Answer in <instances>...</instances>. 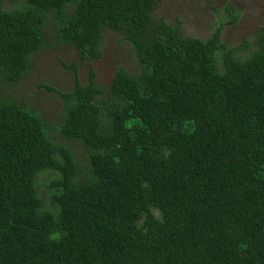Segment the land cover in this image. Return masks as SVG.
<instances>
[{"label":"trees","instance_id":"16d2710c","mask_svg":"<svg viewBox=\"0 0 264 264\" xmlns=\"http://www.w3.org/2000/svg\"><path fill=\"white\" fill-rule=\"evenodd\" d=\"M160 2L0 0V92L31 74L50 26L82 61L118 31L139 64L108 87L66 65L60 132L83 144L88 182L39 112L0 95V264H264V25L243 58L222 25L203 40L155 19Z\"/></svg>","mask_w":264,"mask_h":264},{"label":"rangeland","instance_id":"374dc122","mask_svg":"<svg viewBox=\"0 0 264 264\" xmlns=\"http://www.w3.org/2000/svg\"><path fill=\"white\" fill-rule=\"evenodd\" d=\"M6 7L25 5V0H4ZM155 19L164 18L168 23H181L184 36L208 39L222 25L221 41L228 47H243L239 52L243 58L255 50L254 33L264 25V0H161L153 13ZM237 16L233 23L226 21ZM45 44L31 57V74L27 73L20 82L4 83L0 95L2 99L25 101L28 106L42 115L49 125L52 140L67 144L73 151L79 167L78 178L82 182L92 180V172L83 144L65 138L60 125L65 113L61 92L74 88L75 74L71 68L77 64V77L85 84L94 70L95 82L108 87L119 67L137 72L139 64L132 45L123 40L120 32L107 29L101 42V58L82 61L78 51L56 40L53 26L46 30ZM247 47V48H245ZM222 55L218 53L217 62L221 66ZM30 64V65H31ZM51 175L41 173L36 181L37 192L46 206H50Z\"/></svg>","mask_w":264,"mask_h":264}]
</instances>
